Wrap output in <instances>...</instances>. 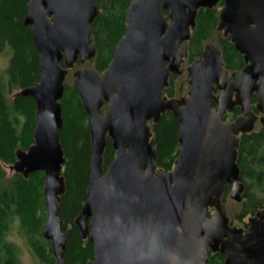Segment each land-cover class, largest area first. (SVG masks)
Returning <instances> with one entry per match:
<instances>
[{"label": "water", "instance_id": "95a60500", "mask_svg": "<svg viewBox=\"0 0 264 264\" xmlns=\"http://www.w3.org/2000/svg\"><path fill=\"white\" fill-rule=\"evenodd\" d=\"M220 1L217 30L243 68L229 74L219 48L206 45L186 68L187 94L167 99L163 91L170 75L182 73L180 48L190 41L197 13ZM98 13L95 0H28L22 22L31 27L38 81L19 95L34 102L35 126L32 144L16 152L11 170L25 179L44 175L41 235L55 264H64L68 240L58 217L65 193L58 136L63 82L76 64L95 58L90 26ZM73 78L90 137L87 199L73 221L93 246L86 264H207L209 252L223 264H264V208L241 229L230 225L224 205L225 189L236 203L244 191L239 136L256 122L264 127V0H133L107 69L76 70ZM235 107L240 114L225 121ZM165 113L179 125L168 172L156 168L150 126ZM107 140L114 159L103 170Z\"/></svg>", "mask_w": 264, "mask_h": 264}, {"label": "trees", "instance_id": "16d2710c", "mask_svg": "<svg viewBox=\"0 0 264 264\" xmlns=\"http://www.w3.org/2000/svg\"><path fill=\"white\" fill-rule=\"evenodd\" d=\"M133 0H95L98 16L90 26V41L96 48V56L91 61L93 67L102 73L109 65L114 48L123 36L125 10ZM28 0H0V53L9 52L5 79L0 76V264H20L17 250L6 240V233L14 221L19 222L27 245L41 264H54L49 243L42 238L45 221V207L42 197L44 175L36 172L23 178L13 173L7 176L3 165H13L17 151L25 152L32 144L35 126V104L30 98H23L19 92L38 81V56L32 41L31 27L23 26ZM220 1L211 10H199L195 29L188 43L181 46L183 61L190 64L199 60L204 43L217 29ZM224 69L229 73L240 71L242 57L234 50L229 38L219 36L216 40ZM180 48V49H181ZM90 63V62H89ZM170 75L168 87L163 91L167 99L182 97L188 75ZM182 80L180 86L176 82ZM18 91L12 98L13 91ZM256 102L255 96L252 105ZM62 129L59 142L65 162L61 176L64 179L65 193L59 200L58 217L62 231L68 230V240L62 260L64 264H86L93 259V246L83 239L73 221L86 201L89 177L90 137L86 114L77 95L75 85L67 86L61 99ZM240 114L235 107L226 114V119L234 120ZM154 149L155 165L164 172L171 171L178 152L177 120L171 113L163 114L157 124H150ZM114 159V151L107 140L103 152V170ZM236 163L239 168V181L244 186L240 210L229 217L230 225L248 227L244 219H249L264 208V127L261 125L249 134L239 136ZM228 190H224V201ZM210 216V211L207 217ZM21 231V232H22ZM207 264H223L219 254H207Z\"/></svg>", "mask_w": 264, "mask_h": 264}, {"label": "rangeland", "instance_id": "374dc122", "mask_svg": "<svg viewBox=\"0 0 264 264\" xmlns=\"http://www.w3.org/2000/svg\"><path fill=\"white\" fill-rule=\"evenodd\" d=\"M218 12H219V10H218ZM219 36H223V33L216 29V31L214 33H212L210 39L204 43L203 49L205 48L206 45H209V44L217 47L216 40ZM180 50L182 51V48ZM8 62H9V52L7 50H3L0 53V75L4 79H5V70L8 67ZM189 65L190 64H188L186 61H183L182 65H181V70L183 72V77H182L183 79L185 78L184 76L187 75L186 68ZM88 67H93V64L91 62L86 63L84 65L76 64L71 71L67 72V75L65 76V79L63 82L64 87H67V86L72 87L75 85L74 78H73L74 71L83 70V69L88 68ZM188 81H189V77H188ZM188 81H187V84H185L186 86H183L184 90H182V92H184V94L182 95V97L185 96L188 92V89H189ZM181 82H182L181 79L179 81H177L175 84L176 87L180 86ZM17 93H18L17 90L13 91V93L9 96V98H12ZM101 114H102V112H101ZM225 121H229V120H227L225 118ZM259 126H260L259 122H256L254 129H258ZM11 167H12V165H3V170L8 177L14 173L11 170ZM240 203H236L235 201L229 199V197H226V199L224 201V205H225V209H226V213H227L228 218L233 213L239 212ZM212 214H213V211H210V215H212ZM244 223H248L247 218L244 219ZM233 226L236 228L246 229L244 227H238L237 225H233ZM21 231H22V229L20 228L19 222L14 221L13 224L10 226V228H9V230L5 236L6 240L16 247L17 259H18L19 263L20 264H41L40 261L33 255V252L31 251V249L27 245V241H26V238L24 236V233H23V231L22 232ZM49 247H50V245H49ZM54 264H55V261H54Z\"/></svg>", "mask_w": 264, "mask_h": 264}, {"label": "flooded vegetation", "instance_id": "af4514ba", "mask_svg": "<svg viewBox=\"0 0 264 264\" xmlns=\"http://www.w3.org/2000/svg\"><path fill=\"white\" fill-rule=\"evenodd\" d=\"M223 6V5H222ZM221 8V7H220ZM1 76V75H0Z\"/></svg>", "mask_w": 264, "mask_h": 264}]
</instances>
